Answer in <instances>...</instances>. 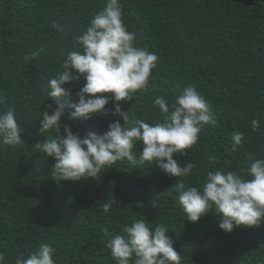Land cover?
Wrapping results in <instances>:
<instances>
[{
	"label": "trees",
	"instance_id": "trees-1",
	"mask_svg": "<svg viewBox=\"0 0 264 264\" xmlns=\"http://www.w3.org/2000/svg\"><path fill=\"white\" fill-rule=\"evenodd\" d=\"M128 31L138 46L158 56L148 87L121 102L133 119L149 124L163 115L154 105L157 96L170 103L179 91L194 87L207 101L217 121L206 126L199 141L183 154L180 166L194 165L188 177L169 178L155 162L132 165L117 161L96 178L62 181L51 178L52 157L39 153L35 143L47 136L38 132L42 112L55 107L48 82L57 72L74 37L84 32L106 0H0V111L14 108L24 131V143H0V252L5 264L29 256L41 243L55 248L56 264H116L105 244L109 236L125 235L121 227L145 219L150 228H169L181 264H264V223L218 227L220 214L211 209L198 222H189L178 202L185 188L201 187L209 170L242 174L248 157L264 158V3L261 0H120ZM63 26L64 33L53 27ZM73 75H78L74 70ZM83 76L65 85L71 101L84 85ZM111 95V94H105ZM68 119L63 125L81 137L91 130L103 134L113 116ZM260 127L253 131L251 121ZM243 132V146L231 150V136ZM143 145L132 149L137 157ZM215 157V159H211ZM113 201L107 213L105 202ZM116 203H115V202ZM108 230L105 235L103 229Z\"/></svg>",
	"mask_w": 264,
	"mask_h": 264
},
{
	"label": "clouds",
	"instance_id": "clouds-1",
	"mask_svg": "<svg viewBox=\"0 0 264 264\" xmlns=\"http://www.w3.org/2000/svg\"><path fill=\"white\" fill-rule=\"evenodd\" d=\"M122 17L120 0H106L105 7L90 19L86 30L74 37V50L67 52L62 61L63 71L48 82V95L55 107L48 106L51 114L42 112L38 132L44 135L54 131L55 136H47L45 142L35 143L34 148L54 158L50 175L58 184L96 178L103 169L124 160L132 165L155 162L169 178H186L192 174L194 165L188 163L182 167L174 155L191 149L206 126L217 124L209 104L194 87L181 89L171 103L164 96L155 98L153 103L163 115L161 122L149 124L131 118L130 112L122 110L121 102L148 87L158 61L156 53L137 45L136 34L128 31ZM53 27L64 33L62 25L53 22ZM73 70L78 75H73ZM81 76L85 83L76 92L78 102L73 103L71 90L65 85ZM110 101L114 105L112 115L122 117L123 127L116 121L109 123L103 134L89 130L81 137L64 124L61 135L66 107L74 109L68 119L89 120L93 115L107 114L105 106ZM16 117L14 108L0 111L3 145L24 143L21 135L24 129ZM251 127L258 130L259 120L253 119ZM244 135L240 131L232 133L233 152L243 146ZM137 142L143 145L138 157L132 151ZM177 186L182 189L177 199L189 222H198L214 208L220 214L218 227L227 233L235 227L250 228L264 223V158L249 156L242 174L209 170L201 187L185 188L183 182ZM112 203H104L105 213ZM103 231L108 235L106 228ZM121 232L125 235L109 236L105 244L116 264H181V255L174 249L165 224L150 228L145 219H136L123 225ZM55 251L51 245L41 243L29 256H17L15 264H56ZM0 264H5L3 252H0Z\"/></svg>",
	"mask_w": 264,
	"mask_h": 264
}]
</instances>
